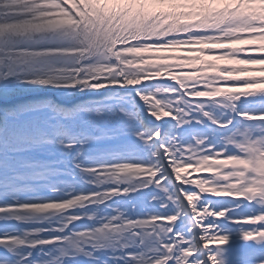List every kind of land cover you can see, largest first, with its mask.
<instances>
[{"label":"snow or ice","instance_id":"6c2138e0","mask_svg":"<svg viewBox=\"0 0 264 264\" xmlns=\"http://www.w3.org/2000/svg\"><path fill=\"white\" fill-rule=\"evenodd\" d=\"M252 7L0 0V264H264V75L141 78L129 55L264 30Z\"/></svg>","mask_w":264,"mask_h":264},{"label":"trees","instance_id":"16d2710c","mask_svg":"<svg viewBox=\"0 0 264 264\" xmlns=\"http://www.w3.org/2000/svg\"><path fill=\"white\" fill-rule=\"evenodd\" d=\"M238 4L258 5L252 7L248 14L253 19L264 22V0H235ZM171 23V21L169 22ZM197 28L200 25L193 22L191 25ZM167 34V33H166ZM255 35L264 36V30H258L257 27L246 29L231 37V40H206L202 42L189 41L187 44L178 46L149 45L144 47L143 51L129 53L135 61L133 67L139 66L137 70L144 75L141 78H156L157 74L163 77H185L197 78L199 76L210 79H224L231 76H242L248 71H256L264 75V65H252L239 63L243 53L264 51V39H254ZM235 41L237 46L233 47ZM221 43L226 46L227 52L231 53L232 63L219 65L214 61L207 60L208 57L215 55L214 52L207 50L205 44L211 45ZM244 43L255 44V47L244 48ZM215 68V71L211 69ZM199 82V81H197Z\"/></svg>","mask_w":264,"mask_h":264}]
</instances>
